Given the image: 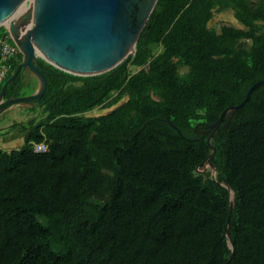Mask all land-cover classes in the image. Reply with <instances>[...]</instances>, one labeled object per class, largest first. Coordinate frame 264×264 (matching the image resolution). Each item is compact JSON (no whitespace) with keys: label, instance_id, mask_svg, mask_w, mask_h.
Segmentation results:
<instances>
[{"label":"trees","instance_id":"obj_1","mask_svg":"<svg viewBox=\"0 0 264 264\" xmlns=\"http://www.w3.org/2000/svg\"><path fill=\"white\" fill-rule=\"evenodd\" d=\"M38 63L46 90L24 107L39 115L0 147V264H264V84L211 136L215 178L202 163L209 125L264 78V0H157L112 69ZM32 81L18 73L4 98Z\"/></svg>","mask_w":264,"mask_h":264},{"label":"water","instance_id":"obj_2","mask_svg":"<svg viewBox=\"0 0 264 264\" xmlns=\"http://www.w3.org/2000/svg\"><path fill=\"white\" fill-rule=\"evenodd\" d=\"M28 1V8L17 14ZM157 0H0V26L5 25L10 38L22 54L21 61L0 88V115L16 106H34L44 95L47 80L39 67L41 58L54 67L74 75H96L106 72L135 53L138 37L144 28ZM34 76L36 89L29 94L5 99L8 85L17 74ZM264 78L247 89L244 98L236 105L225 108L206 138L211 153L202 161L210 166L215 178L216 167L212 163L215 147L211 136L219 128L223 118L241 108ZM39 105V104H38ZM229 192V214L226 220L228 246L233 244L228 233L230 213L233 209L234 191L225 182ZM232 253L229 259L232 258Z\"/></svg>","mask_w":264,"mask_h":264},{"label":"rangeland","instance_id":"obj_3","mask_svg":"<svg viewBox=\"0 0 264 264\" xmlns=\"http://www.w3.org/2000/svg\"><path fill=\"white\" fill-rule=\"evenodd\" d=\"M28 6H29V2L26 1L23 4L22 8H20V10L18 11L17 14L25 11L28 8ZM232 21H233L232 15L229 12H223V13L216 14L213 18L212 23L216 26L219 23L232 22ZM3 26H5V25H3ZM9 71H8V73H9ZM29 78H32L31 80H33L32 82H30V87L34 88V90H35L37 85H38L37 80L34 78V76H30ZM25 89H26V86H25ZM107 110H108L107 108H105V109L96 108V109L92 110L90 112V114L96 115V114L106 112ZM30 115H35V114L32 112L26 111V109L23 105L9 108V109H7L1 113V115H0V132L1 131L4 132L6 129H10V130L5 135L0 134V147L9 150L11 148H15V147H18L21 145V140H20L21 136H22L21 126L18 125L13 129H12V127H13V124L15 122L19 123V122L27 120V118H29ZM38 115H39V113H37L34 118L38 117ZM204 169L210 170V166H208L206 164ZM102 201L103 200L101 198H96V197L93 198V202H95V203H102Z\"/></svg>","mask_w":264,"mask_h":264},{"label":"built area","instance_id":"obj_4","mask_svg":"<svg viewBox=\"0 0 264 264\" xmlns=\"http://www.w3.org/2000/svg\"><path fill=\"white\" fill-rule=\"evenodd\" d=\"M6 28V27H5ZM7 29V28H6ZM9 34L0 35V85L5 79L8 71L11 69V63L17 58L20 50L16 44L9 39ZM48 149L47 142L33 143V150L43 152Z\"/></svg>","mask_w":264,"mask_h":264},{"label":"flooded vegetation","instance_id":"obj_5","mask_svg":"<svg viewBox=\"0 0 264 264\" xmlns=\"http://www.w3.org/2000/svg\"><path fill=\"white\" fill-rule=\"evenodd\" d=\"M24 78H25V81H28V80H31L32 78H29L30 76H32L31 74L30 75H26L25 73H24Z\"/></svg>","mask_w":264,"mask_h":264},{"label":"clouds","instance_id":"obj_6","mask_svg":"<svg viewBox=\"0 0 264 264\" xmlns=\"http://www.w3.org/2000/svg\"><path fill=\"white\" fill-rule=\"evenodd\" d=\"M4 27H6V26H4ZM8 31V30H7Z\"/></svg>","mask_w":264,"mask_h":264}]
</instances>
